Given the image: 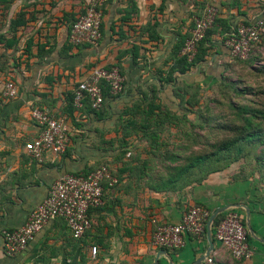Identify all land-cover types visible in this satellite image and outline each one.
<instances>
[{
  "label": "crops",
  "instance_id": "1",
  "mask_svg": "<svg viewBox=\"0 0 264 264\" xmlns=\"http://www.w3.org/2000/svg\"><path fill=\"white\" fill-rule=\"evenodd\" d=\"M87 2L0 0V76L18 89L15 99H0V264H153L160 250L166 254L158 264H193L208 247L206 236H186L185 245L173 250L155 246L152 234L156 224H176L195 205L211 213L229 206L245 222L247 208L252 255L233 259L213 237L210 254L216 264H264V177L241 175L236 164L198 180L176 172L183 164V139L192 133L183 123L194 117L192 108L184 110L182 90L192 93L222 76L232 61L224 36L240 22L264 19V0H107L98 44L72 46L69 27ZM208 5L217 7L218 19L206 41L207 55L180 74L174 69L181 56L176 49ZM19 14L25 25L17 28L9 47L10 21ZM113 66L124 77L123 91L96 113L84 108L68 116L66 93L92 68ZM149 102L160 114L155 110L145 120L141 113ZM33 108L64 117L69 143L63 155L48 153L39 163L25 151L39 134L30 118ZM133 109V115H123ZM143 121L151 128L142 129ZM101 165L117 183L105 187L102 205L89 211L91 227L81 238L55 219L22 252L5 254L2 232L21 227L56 179Z\"/></svg>",
  "mask_w": 264,
  "mask_h": 264
},
{
  "label": "built area",
  "instance_id": "2",
  "mask_svg": "<svg viewBox=\"0 0 264 264\" xmlns=\"http://www.w3.org/2000/svg\"><path fill=\"white\" fill-rule=\"evenodd\" d=\"M107 0H88L84 11L70 25L67 41L72 46H96L101 38L102 8ZM218 17V9L208 5L194 19V25L184 40L180 55L192 62L197 45ZM264 38V19L245 24L240 22L233 31L224 36V45L233 58L246 60L252 48ZM107 87L111 96L119 95L124 88V77L117 67L108 69L94 67L73 89V106L76 110L84 108V102L91 109L99 110L103 105V88ZM18 95V89L11 79L0 76V99L11 101ZM30 118L39 127L35 139L25 144L27 154L37 162H42L46 154L63 155L69 143L68 127L64 117L48 111L33 108ZM129 156V153H127ZM117 179L107 166L101 165L86 175L65 174L50 186L46 198L29 214L27 221L18 229L2 232L3 249L7 256L22 252L35 235L50 221L62 219L75 239L81 238L91 227L89 211L102 205L103 185L113 187ZM211 213L200 206L191 207L176 224H156L152 242L163 249H179L185 245V237L196 239L206 236V222ZM244 217L235 209L223 214L214 228V239L220 243L233 259L249 258L252 249L247 240ZM95 255L97 247H91ZM201 264H216L212 254L205 257Z\"/></svg>",
  "mask_w": 264,
  "mask_h": 264
},
{
  "label": "trees",
  "instance_id": "3",
  "mask_svg": "<svg viewBox=\"0 0 264 264\" xmlns=\"http://www.w3.org/2000/svg\"><path fill=\"white\" fill-rule=\"evenodd\" d=\"M103 9V8H102ZM21 15H17L16 17L12 18L10 21V33L12 35V38L10 39L9 47L14 45L15 39L14 34L18 27H23L25 25V21L20 18ZM218 17L214 21L213 26L215 25ZM245 24H248V22H244ZM213 26L206 32L204 38L198 43L197 45V53L192 60V62H187L186 57L180 56V58L176 61V67L174 68L177 70L180 74H185L192 66H196L200 62L204 61L205 56L207 55L209 47L206 45L207 38L210 34L211 29ZM70 28V27H69ZM233 31V30H232ZM232 31H229L231 33ZM101 33V28H100ZM228 33V34H229ZM1 39V38H0ZM184 42V41H183ZM183 42L180 45L179 48L176 49V51L181 50L183 46ZM84 46V45H81ZM171 77H169V80ZM183 94L180 95L181 97V103H184L185 107L184 110L188 111L189 108H194L197 106L198 99L196 96V91H192V93H189L187 90H182ZM189 95L187 100L185 99V96ZM112 96L108 93L107 87L104 86L103 88V104L104 101L107 98H111ZM65 111L68 114V116L73 115V112L75 111H81L85 108L86 111H89L91 113H96V110L91 109L90 104L85 101L84 102V108L76 110L73 106V93L68 92L65 96ZM136 109V108H135ZM155 110H157L158 115L160 114V110L158 106H155L154 103L149 102L148 106L142 111V115H144L145 120L149 115H152L155 113ZM134 111L131 110H125L123 111V115L126 114H132ZM238 111L240 112L238 115H236L235 120H220L223 121V127L224 129H235L237 132L232 137V139H225L224 143L218 142L215 143V141H212L209 143L208 138L209 134L207 133V136L205 137V142H201L199 140V136L191 133L189 137L184 138V142L186 143L183 146L184 155L182 157L183 164L181 168H177L176 172L177 175H182V177H192L201 179L212 172L221 171L227 167H229L232 164H235V162H239V160H253L256 169H252L251 171L247 172H239L241 175H249L254 176L256 174H260V177H264V111L256 108V107H238ZM133 115V114H132ZM160 123L162 121L158 120ZM216 120L213 119L211 116H200L198 118V124L197 128H205L209 129L212 128L213 122ZM232 123V125H230ZM129 124L134 128L136 127V124L134 123V120L132 122H129ZM154 125H157L156 122H154ZM159 125V123H158ZM192 126V125H191ZM142 129L148 130L151 128V122L143 121V123L140 126ZM146 134V133H144ZM146 136H150V134H147ZM155 135L150 136V140H155ZM198 139V140H197ZM126 144V142H123ZM123 144L122 147H125ZM195 145H199L202 147V151L200 153H196L192 155V149H194ZM125 150L122 152V155H125ZM233 156V157H231ZM96 168V167H95ZM93 168V169H95ZM92 169V170H93ZM239 169H244L239 165ZM91 170V171H92ZM255 171V172H254ZM90 172V171H89ZM89 172L81 173L82 175H86ZM111 172V171H110ZM112 173V172H111ZM112 175L116 177L113 173ZM117 178V177H116ZM107 187V185H103V190ZM205 208L202 205H195ZM206 209V208H205ZM208 210V209H207ZM209 211V210H208ZM210 212V211H209ZM211 213V212H210ZM223 217V214H220L217 216L215 221L212 225V237L214 238V228L216 227L219 220ZM245 223V221L243 220ZM250 236L247 234V240L250 242ZM177 250V249H173Z\"/></svg>",
  "mask_w": 264,
  "mask_h": 264
},
{
  "label": "rangeland",
  "instance_id": "4",
  "mask_svg": "<svg viewBox=\"0 0 264 264\" xmlns=\"http://www.w3.org/2000/svg\"><path fill=\"white\" fill-rule=\"evenodd\" d=\"M231 58L229 68L223 72L220 78L215 81L208 80L202 84V87L192 88L193 91H196L198 103L192 109L190 113L192 115H189L190 117L194 115L192 120H187L183 124L185 130L200 137V144L205 142L207 133L209 134V143L212 141L215 143L223 141L222 143H224L225 139H227L226 141L232 139L237 131L222 128L223 121L220 122V120H235L236 115L240 113L238 107H256L264 111V38L252 48L246 60ZM207 115L216 120L213 122L212 128L205 129L202 127L198 129L196 127L199 123L198 118ZM196 151L200 153L202 147L198 145L197 148L192 149V155ZM235 164L244 168L238 170L241 173L256 169L253 160H239Z\"/></svg>",
  "mask_w": 264,
  "mask_h": 264
},
{
  "label": "water",
  "instance_id": "5",
  "mask_svg": "<svg viewBox=\"0 0 264 264\" xmlns=\"http://www.w3.org/2000/svg\"><path fill=\"white\" fill-rule=\"evenodd\" d=\"M231 207L229 206H224V207H221V208H218V209H215L210 217L208 218L207 222H206V239H207V243H208V247L207 249L204 251V253L202 255H200L195 261L193 264H201V262L204 260L205 257L209 256L211 251L213 250V239H212V225H213V222L215 221V219L217 218L218 215L228 211ZM244 208V207H242ZM246 211V222H245V226H246V229L248 230V232L252 235V232L250 230V226H249V211L248 209L246 208L245 209ZM261 242L264 244V240H261ZM166 254V251L165 250H160L154 260V263L153 264H158V257L160 255H165ZM171 264V263H170Z\"/></svg>",
  "mask_w": 264,
  "mask_h": 264
}]
</instances>
